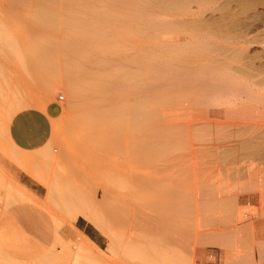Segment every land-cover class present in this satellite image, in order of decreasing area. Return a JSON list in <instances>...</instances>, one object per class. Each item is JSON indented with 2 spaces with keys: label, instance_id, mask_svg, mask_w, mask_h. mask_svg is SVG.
I'll list each match as a JSON object with an SVG mask.
<instances>
[{
  "label": "bare ground",
  "instance_id": "6f19581e",
  "mask_svg": "<svg viewBox=\"0 0 264 264\" xmlns=\"http://www.w3.org/2000/svg\"><path fill=\"white\" fill-rule=\"evenodd\" d=\"M0 1L2 2L3 0ZM6 1L10 2L6 3L5 5L11 3V6H7L5 8L4 5H0V10L29 9L36 11V13H34L35 20L33 21H35V27L37 28L35 29L37 31V33H35L37 36L32 34L33 36H36V38H33V41L31 44H29L28 48L26 47L27 45L23 48H27V56H29L28 58H25V60L29 59L28 65H26L40 82L48 83L46 84V93H52L53 87H64V89L67 91L66 93H68V101H70V104H67L68 108L66 109H71L73 112H76L77 110L81 111L80 109H82L83 112H81L84 114L86 113L87 117L91 121H94V124L96 123L98 125H102V127L104 125L105 127L107 126L108 129L112 128V130L120 123L124 125L126 116L129 115V117L131 116V124L140 128L139 130L135 126L137 131H133H136L137 133L138 131H143L146 129L149 132L151 131V134L153 133L155 140L151 139L149 140L150 142H156L155 137H157V134H154V130H150L151 128L148 129L147 127L148 125L150 126L151 119H155L157 114V117H160V110L163 109V107L167 104H170L169 106L173 108H170L169 110L167 105V111L169 110L170 112L173 110L172 114L176 113L174 114L175 117L178 110L182 111L183 113L184 111H190L191 113L193 110L195 116L197 117L200 115L199 113L201 111H204L203 117H195L194 119H205L203 121H206V123H204L206 124L205 127H207L204 129L207 131L204 132V134H206L204 135L199 131L204 125L203 123L200 125L201 122L196 124L197 127L193 125L192 129L195 130L194 133L199 129L198 131L200 134L204 135V137L206 136L205 138L209 154L212 157H221L222 159L224 158L225 161L223 164L227 170L241 171L249 174H264V0H5V2ZM65 10H79L83 14L86 13L88 17L85 18L84 16L81 18L80 16L66 15L63 13ZM172 16L173 18H171ZM8 17L11 18L10 16L5 18ZM7 20L9 21V19ZM3 21L6 22L5 20ZM3 21H0V41L2 45H4V48L8 49L9 53H11L14 58L16 57L20 63L24 64V59H21L24 58V55L22 57L20 46H18L15 41L17 39H15L14 35L15 30H12L11 25L10 27L8 26L11 29H8ZM31 25H33V22ZM112 26L114 27L112 28ZM56 27L62 28L65 33V36L62 37L61 40H57L55 37V30L48 31L46 29H56ZM29 28L32 30L34 25L33 27L31 26ZM44 29H46V31ZM130 29H132V31L146 29L159 33L175 31L184 35L185 39L183 41L174 38L173 40H163L161 44L159 43L158 45L160 46V51L157 50L158 48H156L155 51H153L154 48L152 51H149L143 50L144 47L139 50V47L138 49H135L137 47L134 48L131 46H126L127 48L124 46L123 48L126 49L122 50V47L120 49L119 46H116V42L118 45L119 43H122L121 40H125L127 37V35L126 37L124 36L127 33L126 31ZM35 30L33 29V31ZM121 32L124 34V38H122ZM183 38L181 37V39ZM29 41H31V38ZM126 41L128 40H125V42ZM146 48L150 49V46H146L145 49ZM5 54H7L6 51ZM118 55H120L119 57H124L125 59L122 58V61H120V59L118 60ZM191 58L194 60L192 59L193 61H191ZM126 64L129 66L125 67ZM26 65L24 64V66ZM159 101L164 104L161 103V105H159ZM165 102L167 104H165ZM183 102H185V104H183ZM156 104L159 105L160 113L155 112V110H158V107L155 109ZM178 104L180 106H177ZM18 106L20 108L22 105L18 103ZM173 106H176V111L174 110ZM163 110L164 111L162 114L164 112L166 113V110ZM80 113L78 115H80ZM170 113L161 115L165 116V118L169 115L167 117L169 119V117L171 118L172 115ZM184 114H179L178 116L181 117V115ZM82 115H80L81 119H79L80 116H76V118H74V116L72 117L74 120L71 124L74 128L76 127L77 130L80 127L83 128L85 126H83V120L85 121L87 118L82 120V117L84 118ZM174 115L172 117H174ZM156 119L158 120L159 118ZM79 120H82V124L79 122ZM128 120L129 119H127V121ZM155 120H153V123ZM87 122L85 121L86 125L89 123ZM159 122L160 121H158V123ZM79 123L82 126H74V124ZM91 124H93V122ZM146 124H148L147 127H145ZM90 125L85 127L90 129ZM93 125V129L95 128V130H99V128L94 127L96 125ZM178 125L180 126V124H177L176 126L180 128ZM151 126L153 128L155 125L151 124ZM158 126L156 125L155 128H158L157 133L159 140L161 139V136H163L162 134H164V138H162L165 140V142H163V139L158 141L162 142V144L165 143L167 146L168 143L169 145L173 146L174 143H171L181 138L180 135L184 133H182L181 128L178 130V128L176 126L173 127V125V129L177 132H174L173 129L171 132H169L170 128L167 127L168 129H165V127H160L161 130L164 129V133H162L163 131H161ZM128 127L131 126L128 124ZM82 128H80L79 131L86 132L84 131L85 128ZM103 129L106 131V128L103 127ZM103 129H101V131ZM131 129L133 128L131 127ZM88 131V136L91 134V132H94V130ZM105 131H102L101 135ZM179 131L181 134L178 133ZM100 132L98 136L102 139L103 137L100 136ZM144 132L145 131L138 132L140 135L143 133L142 136H140V139L144 136L141 140H144V138L150 139V137H152V135H149L150 137H145L146 133L144 134ZM159 132L161 136H159ZM165 132L168 133L166 134ZM199 132H196L198 134H196V136L201 137ZM108 133L111 134L110 131H108ZM84 135L87 136L85 133L81 135V137L83 136L84 138ZM94 135H96V133L93 134V138L90 137L89 140H93L95 137ZM107 136L108 135L106 134L105 137ZM136 136L139 138L138 135H134L133 137ZM83 138L78 140L80 141ZM87 138L85 137L84 141H86ZM96 139L99 140L100 138ZM140 139L137 140V142L135 140V142L138 143ZM196 139H198V137H196ZM89 140L87 139V141ZM145 140L143 141L142 145H138L141 142L135 144L138 146V148H136L137 150L141 147V153H139V150L138 153H136L137 151H135L134 148H132L133 150L131 149V152L135 151L136 154L134 155H139L140 160H142V156L140 157L142 150L145 152L144 150H147L148 148V150L151 151L153 148V151H155L154 147L156 149L158 147V150L161 152L163 150V145L164 147L166 146L165 144L161 146V144L157 142V144L155 143V145H153L154 143L151 144L148 140L147 141L149 143H147ZM98 143L101 145L102 141ZM105 144H107V142ZM49 146L50 145H48L47 149L50 148ZM159 146H161L160 149ZM41 147L37 148L38 151L41 149ZM165 148H169V146ZM47 149L46 147L43 148L44 151L46 150L49 153L45 151L46 154H44L45 152L43 150L42 151L44 153H42V151L40 153L44 154V156L47 155L50 157V155H52L51 151L50 149ZM171 150L174 149H170V151ZM153 151H151V153H154ZM163 153H166V151L162 152L161 155H163ZM166 154L160 158L166 157ZM149 155L152 156V154ZM149 155L147 154L146 156ZM151 156L146 158L145 161L148 162L150 158L152 159ZM154 157L155 155L153 156V159ZM156 157L159 158L157 154ZM140 160L138 161L140 162ZM143 162L144 161H142V163ZM150 181H146V183L148 182L150 184L147 183L148 185L144 186L143 189L141 188L145 181H142V183L139 182L141 185L138 183L139 185L137 186L140 187L139 189L141 190H139L140 193L137 191L138 194L144 193L146 195L149 190L153 191V196L154 198L157 196L155 199L158 200V203L160 199V203L168 201V199L163 197L165 199L164 200L161 197H158L159 195L155 194L159 192L161 196L160 190L162 189L165 195L167 193L168 198H170V196L172 197L171 192L175 188H164L158 184L154 186L155 182ZM119 182L115 181L117 184ZM122 183L123 180L121 184ZM148 186L149 189L146 190V187L148 188ZM151 187H155L157 189H151ZM161 187L162 189H160ZM166 188L168 190L165 192ZM158 189L160 190L158 191ZM169 189L170 192H168ZM243 189L247 191L244 196L252 198L256 204L253 205L249 203L245 209L240 207L237 208L235 213L237 214L238 219L241 220L244 217H257L258 220H264V177L256 179L249 178V180H247V182L244 184ZM176 190L179 191L178 189H175L173 192H175L174 194L175 197H177V200L173 201L176 199L174 196L172 197L174 198L172 201V198H170L169 206H167V202L164 203L167 207H165L163 203V206L160 203V205L155 204L157 203L155 201H153V206L152 204L150 205L151 199H154L151 195L148 196L149 198L151 197L150 200L148 198L146 199L148 202L140 198V202L137 203L140 212L144 211L146 207L149 210L151 209L149 207H152L153 211L158 208L161 209V207L164 208L161 209L160 213L162 212V214L160 215H153L154 212L151 210L152 215H149L150 218H148V220L150 221V219H152V222L147 221L146 215H148V213H145L144 215L143 212L144 217L139 215V217L142 216L143 219L146 218V225H150L151 227V225H154L157 220L164 224V227H166L165 225H167L169 222L172 223V221H170L171 219L167 220V218H161V215L165 213L163 211H166V209H168L167 212L170 210L177 211L181 215V212L190 210V207L192 206L190 203L193 202L191 199L192 194L190 195L188 193V195L185 193V196H189L190 198L188 200V198L181 195V192V196L176 195V193H178ZM205 192L207 193V191ZM53 194L54 196L56 195L57 199L58 193L54 192V189L52 190L51 195L53 196ZM8 195L9 193L6 196ZM10 195L9 199L13 196V200L15 196ZM59 195H61L59 198L63 196L60 198L62 204L68 210H73L75 216H83L86 220L98 227L100 230L104 231L109 236L108 238L110 240L107 244V250L109 251L129 243L128 245H131L130 247L126 245L124 248H121H127L126 251L129 249L128 251L132 255H130L131 257L136 256V259L138 258L139 260H149L152 262L155 261L157 264H189L196 263L199 258V256L196 255V252L187 250V245H177L178 243L176 244L175 241L178 239L177 237L174 238L171 236L172 233L168 234V229H173L172 231L175 230V232L178 230V225L176 227L177 230L174 229L175 225L177 224L174 221V223L169 225L174 226L173 228H165V234L167 235L163 234L164 228L162 224L157 225L158 221L154 226H152V228L156 225L158 227L151 229H156L159 231L163 228V231H159L160 233L163 232L161 234L159 232V234H155L157 233L156 230L150 231L148 226L147 230L150 232L145 231V224L140 226L138 231L143 229L141 232L139 231V233H141V235L145 233L143 237L141 235L140 236L146 241H144V243L139 242L138 244V240H135L134 243V240H130L129 237L123 235L119 236V238H117L118 235L116 237L117 230L115 229L117 226H119L122 230L129 228L127 224L128 221H125V210L123 209L124 211H120L118 208L119 205L116 206L115 204L116 201L118 203L120 202L119 199H115L113 202L115 205L101 199V212L89 207L84 201L82 202L80 200L79 204L75 203V200H78V193H76L74 190L68 189L65 194L59 193ZM204 195L208 199L206 198L204 203L202 199V203L200 202L202 205L200 203L199 204L200 207L203 206V211H208L213 207V205L216 206L218 201L216 199L215 204V199L210 198L207 194ZM52 198L55 199V197ZM178 198L181 199L179 200ZM6 199L8 198H5V200ZM227 199L231 200L230 198L225 197L227 202ZM141 201L142 204L145 202V205L149 204L150 206L147 205L145 207L144 204H141L140 206ZM123 202L124 201L121 202L122 205L126 204ZM130 203L128 204V207L131 206ZM227 204V208L225 206L222 207V213L224 215L225 212L227 213L230 203L228 205ZM122 205L120 207H122ZM134 205L135 204H133L132 207H134ZM156 205L159 206L156 208ZM154 206L156 209L153 208ZM126 207L123 206L122 208L126 209ZM105 208L106 211H104ZM140 208L143 210H140ZM214 208L215 207L212 209ZM225 208L226 211L224 210ZM134 209L137 210L136 206ZM129 210L131 209L129 208ZM105 212H107L109 216L106 217L104 214ZM127 212L130 211L127 210ZM130 213L125 215L128 216ZM135 215L138 217L137 214L132 216L135 217ZM157 216L160 217L161 221L157 219ZM168 216L171 215L168 213ZM168 216L164 215L163 217ZM173 216H177L176 213L174 214L173 212ZM109 217L112 219H109ZM107 218L109 221L106 220ZM136 218H133V220ZM139 219H136L138 222L135 221L136 226L135 222L131 220L134 223V227H137ZM127 220H130V218ZM153 222L154 224H151ZM165 222L167 223L165 224ZM112 223L116 224L117 226L115 225L116 227H113ZM141 223H145V221H140V225ZM124 224L127 226H124ZM122 225L123 228L121 227ZM119 227L118 231H120ZM141 227L144 228L141 229ZM184 227L179 226V231L181 232L182 230L188 229L186 232L189 233L190 230L187 228L189 226H187L185 229ZM250 230L251 238L256 249L255 253L250 252L247 254L238 255L233 260L225 258L222 260V264H258L264 261V237H258L259 232L256 229L255 223H251ZM128 231L130 230H126L125 232ZM120 232L123 233L124 231ZM184 232L182 233L183 237L188 239L189 234ZM135 233H137V230L136 232L134 231L133 234L130 233V235L132 234V236H134L136 235ZM2 237L3 230L0 227V239ZM123 237H126V244L124 242H119L121 238L124 241ZM134 237L137 238L138 235ZM198 239L200 242L225 244L229 242V235L225 232L216 236L201 234ZM120 243L124 244L121 245ZM129 253L127 254L128 257ZM44 257L45 256H43V258ZM199 259L201 261L197 262V264H204L202 257ZM60 260L63 261V259ZM61 262L57 264H60Z\"/></svg>",
  "mask_w": 264,
  "mask_h": 264
},
{
  "label": "rangeland",
  "instance_id": "374dc122",
  "mask_svg": "<svg viewBox=\"0 0 264 264\" xmlns=\"http://www.w3.org/2000/svg\"><path fill=\"white\" fill-rule=\"evenodd\" d=\"M2 2L0 1V3H2L0 5H4L5 8L7 6H11L10 5L11 3L5 5L6 3H9L10 1L5 2V0H3ZM34 11L29 10V9L27 10H0V21H3V20L6 21L7 19H9V21L7 20L6 22L4 21L3 22L6 24L8 29L12 28V30H15L14 31L15 39L17 38L15 41L17 45L20 46L22 57L24 55V58H21V59H24L23 62L25 65L26 64L28 65V62H29V59L25 60V58L29 57L27 56L28 54L27 48L29 44L32 43L33 38L35 39L37 36V34H35L37 33V31L35 30L37 28L35 27V21H33L35 20L34 13H36V11L35 12ZM63 13L66 15L80 16L81 18H83L84 16L85 18L88 17L86 13L83 14L79 10H65ZM7 16H10L11 18L9 17L5 18ZM171 18H173V16ZM32 22L34 25L33 29L35 31L29 28L31 26L33 27V25H31ZM10 25H11V28H9ZM113 27L114 26H112V28ZM46 29L48 31L55 30L54 35L57 38V40H61L62 37L65 36L64 35L65 33L62 30V28L56 27V29L55 28L54 29L46 28ZM46 29L44 30L46 31ZM130 30H127L126 31L127 33L122 31L126 33L125 35L121 32L122 38H124V36L126 37L127 35L125 40H128V41L125 42V40H121L122 43H119V45L116 42V46H119L120 49L122 47V50L126 49L127 48L126 46H131L134 48L137 47L135 49H138L139 47L140 48L139 50H141L144 47L143 50H149V51H152L153 48H154L153 51H155L156 48H158L157 50L160 51V46L158 45L159 43L161 44L163 40H166V39L173 40L174 38V39H179L183 41L185 39L184 35L180 34L179 32H175V31L159 33V32L149 31L146 29L145 30L139 29L137 31L136 30L132 31V29ZM32 34H35L36 36H33ZM181 37L182 38L184 37V38L181 39ZM30 38H31V41H29ZM127 42H128V45H127ZM114 45H115V42H114ZM24 46H26L27 48L25 47V49H23ZM124 46L126 48H123ZM146 46H150V49H147L149 47L145 49ZM3 48H4V45H2L0 41V85H1L0 87L2 88V89L0 88V93H1L0 94V145L2 146L4 144L5 124L8 121V119L17 111L25 107H28V106H35V107L44 106L47 102L53 99L58 100L59 103L61 104V107L63 108H62V113L60 117L55 121L54 131L49 141L50 143H48V145H50L49 149L52 155H50V157L47 155L44 156V154H46L47 152L46 150H45L46 152L43 150L45 153L42 151V153L44 154L42 153H39V154L20 153L18 155V162L20 164L21 170L25 171L31 178H33L34 180L38 181L39 183L43 185V187L39 189L40 195L36 196L31 191L25 189L24 187L18 184H12V183L4 184L2 183L1 177H0V189L1 187L6 189V190H3L4 192H1L0 190V198L3 199V200L0 199V201L3 202V203L0 202V227L3 230V237L0 239V264H39V263L40 264H43V263L44 264H57L62 261L60 259H63V261H65V262L62 261L61 262L62 264H66V263L67 264H157V262L155 263V261L154 262L149 261V260L144 261V260H139L138 258L136 259V256L131 257L132 255L129 253L128 251L129 249L126 251L127 248L126 249H123V248L126 245L129 246L128 245L129 241L127 242L128 244H126L125 242L126 237H129L130 240L131 239L134 240L133 241L134 243H135V240H138L137 242L138 244L139 242L144 243V241L146 240H143L142 237L144 236L145 233L144 234L142 233L143 235H141L139 231L141 232L143 230L142 228H144L145 226H146L145 228L146 230L144 229L145 231H148L147 226L148 228H150V231H151L153 228L158 227L157 225L162 224L161 222L157 220L159 219L161 221L160 217L158 216H157L158 218L156 217L157 218L156 220L158 221L159 224L156 221L157 225L155 227L152 228V226L156 224V223L154 224L155 221L151 223V224H154V225H151V227L150 225H146V222L149 221L148 218H150L149 215L152 212H154L153 215L162 214V212L160 213V211L161 209H164V208H162L161 206H160L161 209L160 208L156 209V208L160 204L162 205V203L165 207L169 206V203H170L169 199L172 198L173 196L175 197V194H174L175 192H173L175 189L179 190V191L176 190L178 192L176 193V195H180V192L182 196H185L186 195L185 193L187 194L189 193L190 195L192 194L191 199L193 201V202L190 201L191 202L190 204L192 205L190 206L192 208L190 207V210H187L186 212H181L182 215L179 214V212L177 211L170 210L167 212L168 209H166V211L162 210L165 213L161 215V218H167V220L171 219L170 221H172V223L174 222L177 223V224L175 223L176 225L174 227L172 225L169 226L172 223L167 221L169 222L167 224L168 226L165 225L167 229L168 227H172V228L174 227V229L177 230L176 227L178 225V230L176 232L175 230L172 231L173 229L172 230L168 229L169 232L167 231L168 234L172 233L171 236H173L174 238L177 237L178 240L175 241L176 244L178 243L177 245L179 246L187 245V250L196 252V255L199 256V258L202 257L203 262L210 263V264H222V260L225 258L233 260L238 255H243V254H247L250 252L255 253L256 249H255V245L251 238L250 227H251V223L252 224L255 223V221L258 220V218L257 217H252V218L244 217L243 219L239 220L235 212H236V209L239 207L245 209V207L248 206L249 203L253 205L256 204L252 198H248L244 196L247 193V191L243 189L244 184L247 182V180H249V178L250 179L251 178L252 179L261 178V177H264V174H257V173L249 174V173H245L241 171L227 170L223 164L225 161L224 158L222 159L221 157H212L209 154V151L207 149L208 146L206 144V138H205L206 136L204 137V135L206 134V133L204 134V132H207L206 130H204L207 128L205 127L206 124H204L206 123V121H203L205 119L203 120L194 119L197 116H195L193 110L191 111V113L190 111L188 112L184 111V113L186 112L185 114L182 111L178 110L177 115L175 117L174 114L176 113L172 114L173 110H171L172 112L170 111L171 112L170 113L169 110L172 107L169 106L170 104H167L165 102V104L168 105L169 110L167 111V107H166L167 105L166 106L163 105L164 107H166V108L163 107V109L166 110L167 114L169 113L172 114L171 118L170 117L169 119L167 118L169 115L168 116L166 115L167 119L165 118V116H162L163 114L165 115L166 113L164 112L162 114L164 110L161 109L160 112L162 115L159 114L160 117H157L158 116L157 114L156 116V118H159V119L158 120L156 118H155L156 120L151 119L150 126L148 125L149 124L148 123L145 125V127H147L148 125L147 127L148 129L151 128L150 130H154V134L155 133L157 134L156 135L157 137H155L156 142L161 144V146L165 144V143L162 144V142H159L161 139L164 138L163 137L164 134H162L163 136H161L159 132L160 134L159 136H161V139L159 140L158 133H157L158 128H155L156 125L157 126L159 125L158 126L159 129L160 127L162 128L165 127V129L170 128L169 132H171L174 126H176L177 124H180V126L179 125L178 126L181 128L182 133L184 132L185 134L184 133L181 134L179 131L178 133L184 136L180 135L181 138L172 142L171 144L174 143L173 146L169 145L168 143L169 148H165V147H168L166 144H165L166 145L165 147L163 145V150L161 148L162 150L161 152L160 150H158V147L157 149L154 147L155 151H153V148H152L151 151L156 153L157 156H159V158L156 157V154L151 153V151H149L147 148L149 152L147 150H144L146 152L145 153L142 150V154L143 153L144 154L140 155V157L142 156L141 158L142 160H140L139 155H134V154L138 153V150H139V153H141L140 152L141 147L139 146L140 148L137 150L136 148H138V146L135 144H138L139 142H141L138 145H142L143 141L147 138H144V140H141L144 137L143 136L140 139V136H142L143 133H141L140 135L138 132L145 131L144 132V134L146 133L145 137L152 135V137L149 136L150 139L149 138L147 139L149 141L151 139H154L153 133L152 134L150 133L151 131L150 132L147 131L144 127L145 130L143 131L141 130L136 133L137 126L131 124V121H130L131 116L129 117V115L126 116V121L124 125L120 123L119 125H116L117 127L115 126L116 128L114 127L113 130L112 128L108 129L107 126L105 127L103 125V127L106 128V131H105L102 125H98L96 123L94 124V121L93 120L91 121L87 117L86 113L85 114L82 113L83 112L82 109H80L82 112L77 110L79 112L74 111L75 113L71 109H66L68 108L70 101H68L69 100L67 96L68 93H66L67 91L64 89V87L62 86L53 87L52 93H46V90H47L46 84L48 83L40 82L33 75V72H31L30 69L27 68V65L24 66V64L20 63V61L17 60L16 57L14 58V56L11 53H9L8 49L4 48L5 49L4 50ZM5 51L7 54H5ZM119 56L120 55H118V57ZM122 58L124 57H119L118 60L120 59V61H122L121 60ZM192 59L193 58H191V61L194 60ZM126 66L128 67L129 65L126 64L125 67ZM185 102H183V104H185ZM18 103L22 105L20 106V108L18 106ZM161 103L162 102L159 101L158 104L161 105ZM158 104H156V108H155L157 109L158 107V110H155L156 113L159 112ZM177 106H180V105L178 104ZM173 107H174V110L176 111L175 109L176 106H173ZM79 113L80 115L84 116V118L82 117V120L87 118L85 119V121L89 122V123L87 122L88 125H90L93 122V124L96 126L91 124L90 129L88 127L87 129L85 126H88V125H86L85 121L83 120V123H84L83 126L84 125L85 126L83 128L82 127L80 128L82 129L85 128L84 131L86 132L79 131L80 128L78 130L76 127L74 128L71 123L73 122L74 118H76V116L77 117L80 116L78 115ZM179 114H184V115H181V117H179L178 116ZM199 114L200 115L197 118L203 117L204 111H201ZM173 115L174 117H172ZM73 116L74 118L72 119ZM79 119H81V116ZM127 119L129 120L127 121ZM82 120H79L81 124H82ZM153 120H155L154 123H153ZM193 120L194 121L199 120V121L194 122ZM156 121L157 123L158 121L160 122L157 124ZM80 123L74 124V126L76 125L77 127L82 126ZM199 123L200 125H202V123L204 124L203 128L201 127L200 130L198 129L204 135L200 134L198 130L196 131V132H199V135H201V137L196 136L197 133L196 132L194 133L195 130L192 129L193 125L197 127L196 124H199ZM128 124L133 129H131V127H128ZM151 124L155 126L152 128ZM92 125L96 128H99V130L97 129L95 130V128L93 129ZM91 128L96 133V135H94L95 137L93 140L92 139L89 140V138L90 137L93 138V134H95L94 132H91L92 135L91 134H89V136L87 135V133H89L88 130L93 131ZM180 128H178V130H180ZM101 129H103L102 131H105L107 133L104 132L105 134L103 133L101 135V132H102ZM138 129L140 130V128ZM107 130L110 131L111 134H109ZM133 130H136V131H133ZM163 130L164 129H162L161 131ZM98 131L99 132L101 131L100 136L103 137L102 139L101 137L98 136L99 134ZM173 131L177 132L174 129ZM192 131H193V135H192ZM85 133L87 136L84 135V138L83 136L81 137V135ZM162 133H164V131ZM165 133L167 134L168 132H165ZM106 134L108 135L107 137H105ZM134 135H138L139 138L137 136L133 137ZM194 136L198 137V139H196V137ZM85 137L86 138L88 137L87 139L89 141H87V139L86 141H84ZM81 138L83 139L79 141L78 139H81ZM96 138H100L101 140L100 139L98 140ZM104 138H106L107 140ZM133 139H135L136 142L139 139L140 141L136 143L135 140ZM101 141L104 144L101 143L100 145V143H98ZM148 141L147 143L150 142ZM106 142L107 144H105ZM156 142L151 141L150 143L151 144L154 143L153 145H155ZM163 142H165V140ZM48 145L46 146V149L48 148ZM161 146H159V149ZM132 148H134V150L137 152L136 153L135 151L131 152ZM170 149H174V150L170 151ZM165 151L167 154L163 153V155H161V153ZM157 152L158 153L160 152L159 155ZM147 154L148 155L152 154V156L149 155L152 157V159L150 158L148 162L145 161L146 158H149V156H146ZM165 154L167 155L166 157L160 158L161 156H164ZM154 155L156 158L154 157L153 159ZM137 156L139 159L137 158ZM143 157H144V160H143ZM138 160H140L141 163ZM142 161L144 162L142 163ZM122 180H123V183L125 182L124 184L123 183L121 184ZM148 180L149 181L151 180L152 182L154 181L155 182L154 186L158 184L164 188L165 187L170 188V189L172 187L175 188V189L172 188L173 189L171 192L172 197L170 196V198L167 197V193L166 195L165 193H163L164 191L162 187L160 188L162 190L158 189V191L160 190L161 196L159 192L155 193L156 195H159L158 197H161L162 199L164 198L168 199V201H165L168 203L167 206L166 204H164L165 202L160 203L161 199L159 200L160 204L157 202L158 200L155 199L157 196L155 195L156 197L154 198L153 191L149 190L146 195L144 193L138 194L137 191L140 190L139 189L140 187H138L137 185L140 184L139 182L142 183V181H145L146 183V181ZM115 181L116 182L121 181V182L117 184L115 183ZM145 183L142 184L141 189H143L144 186L150 184L148 182H147L148 184L147 183L145 184ZM153 188L151 187V189ZM167 188L165 189V192L168 190ZM53 189H54V192L58 193L57 199H56V195L55 196L54 194L53 196L51 195ZM68 189L74 190L76 191V193H78V200L76 199L75 203L79 204L80 200L82 202L84 201L87 203L89 207L97 211L102 210V207L100 205L101 199L108 201V203L110 204L111 203L114 204L113 202L115 201V199L116 200L119 199L120 202L118 203L116 201L118 204L116 202L115 204L116 206L119 205L118 208L120 211H122L123 209L126 211L125 212L123 210L125 221L126 222L128 221L127 224L129 228L122 230L119 226H117L114 223H112L113 225L112 224L111 225L113 227L117 226L116 229L114 228L115 230H117L116 231L117 232L116 237L118 235L117 238H119V236L121 235L126 236V237H123L124 241L122 238H121L122 241L121 239L119 241V242H124L126 244V245H122L124 243H120L122 245L121 247L123 248L118 247V248H114L112 251L107 250V244L109 243L108 241L110 240L108 238L109 236L104 231L100 230L98 227H96L95 225L90 223L88 220H86L83 216L81 215L75 216L73 210H68L62 204L60 198H62L63 196L59 198V196H61L59 195V193L65 194V192H67ZM147 189H149V186L148 188L146 187V190ZM170 189L168 192H170ZM144 191H145V188H144ZM182 191H183V194H182ZM205 191H207V193ZM8 193L9 195L11 194L10 196L12 195L15 196L13 200H12L13 196L10 198L11 200L9 199V195L6 196ZM204 194H207L210 198L215 199L214 203L217 199L218 201L217 205L216 206L213 205V207H215L214 209H212L213 207L212 208L209 207L212 210L209 209L208 211H203L204 209L203 206L200 207V204L202 203L201 200L203 199V203H204L207 198L205 197ZM149 195H151L152 198L155 199V200L151 199L150 205L152 204L153 206L154 204L153 201L157 202L155 204H159V205H156V208L155 206L153 207L154 209H156L155 210L156 212L153 211L152 207H149L151 208L150 210L146 207L149 204L145 205L144 201L147 198L149 200L151 198V197L150 198L148 197ZM4 197L8 199L5 200ZM52 197H55V199ZM225 197L226 198L228 197L231 200L227 199L228 200L227 202L225 200ZM140 198L144 200L143 204L146 207L145 210L141 212L139 211V208L137 206V203L140 202ZM175 198L176 199L172 198L171 201L173 199H174L173 201L177 200V197ZM186 198H188V200L190 199L189 196ZM178 199L180 200L181 198H178ZM122 201H124L123 203H126V204L122 205L121 204ZM224 202L225 203L227 202L228 204L230 203L227 213L225 211L228 206L226 207L227 203L225 204ZM129 203L131 205V206L129 205L130 207H128ZM132 203L135 204L134 207H132L133 205ZM141 204H142V201L140 203V206ZM121 205L122 207L127 206L128 209L127 207L126 209L120 207ZM135 206L138 211L134 209ZM224 206L226 207L224 209L225 215L222 213L223 211L222 207ZM129 208L131 210H129ZM127 210L130 211L131 213L127 212ZM140 210H143V209L140 208ZM104 211H106V208ZM134 211H137L138 213ZM143 212H144V215L145 213H148V215H146L147 217L145 216L147 218V221H146V218H144L145 220L143 219L144 217ZM173 212L174 214L176 213L177 216H173ZM127 213H130L131 215L129 214L128 216H126ZM168 213L171 216H168ZM177 213L179 214V216ZM104 214L106 217L109 216L107 212H105ZM134 214H137L138 217L136 215L135 217L132 216ZM139 215H142L143 217L142 216L139 217ZM164 215L168 216L169 218L163 217ZM78 217H80L81 220L87 221L88 223L93 225L97 230H99V232L102 234L100 237L99 245L91 241L85 234L80 232L74 226V222ZM110 218L111 217H109V219ZM126 218L127 219L130 218V220H127ZM133 218H136L137 220L139 218H142V219H139V223H137V227H134L133 225L134 224L133 222L137 221L136 219L133 220ZM109 219L107 218L106 220L109 221ZM131 220H133V222ZM151 220L152 219H150L149 222H152ZM140 221L141 222L145 221V223H141L140 225ZM167 222H165V224ZM125 224L124 226H127ZM142 225H144V227H141L142 230L138 231L139 227ZM163 225L164 224H162V226ZM135 226H136V222H135ZM179 226L180 227L185 226L184 229L187 226H189L187 227L190 230L189 233L186 232L188 231V229H185L182 231L183 232L185 231L186 233H188L190 238L189 236H188V239L183 237L182 235L183 232L179 231L180 229ZM118 227L120 228V231L122 232L124 231V232L121 233L120 231H118L119 230ZM121 227L123 228V225ZM166 227L163 226L164 231L162 230L163 228L162 229H160L161 227L159 228L161 231L164 232V233L161 232L164 235H167L165 234ZM126 230H130V231L125 232ZM136 230H137V233H135L136 235L134 236L138 235L137 238L132 236V234L134 233V231L136 232ZM159 231H157V233L155 232H151V233L159 234L160 233ZM223 232L229 235V242L225 244L213 243V242L211 243L210 242L209 243L200 242V240L198 239L201 234L216 236ZM130 233L132 234L130 235ZM55 234H56V237H55ZM258 237H261L260 233H258ZM130 244H131V241H130ZM125 251L129 253V257L127 255L128 253H126ZM46 255L49 259L46 257ZM63 255H65L66 258L65 256L62 257ZM43 256L45 257L43 258ZM58 257L59 258L61 257V258L59 259ZM199 258L198 260L196 259L197 260L196 263H189V264H197V262L201 261ZM56 260L59 262H57Z\"/></svg>",
  "mask_w": 264,
  "mask_h": 264
},
{
  "label": "crops",
  "instance_id": "0c3cea01",
  "mask_svg": "<svg viewBox=\"0 0 264 264\" xmlns=\"http://www.w3.org/2000/svg\"><path fill=\"white\" fill-rule=\"evenodd\" d=\"M61 113V104L58 100L53 99L44 106L25 107L8 119L4 128V144L0 145V177L2 183L18 184L34 195H40L39 189L43 185L21 170L18 155L20 153L39 154L48 145L54 131L55 121ZM40 147L41 149L38 151L37 148ZM0 190L4 192L3 190L6 189L1 187ZM255 225L261 237H264V220H256ZM74 226L99 245L102 234L93 225L78 217ZM204 264L210 263L204 262ZM258 264H264V261Z\"/></svg>",
  "mask_w": 264,
  "mask_h": 264
}]
</instances>
